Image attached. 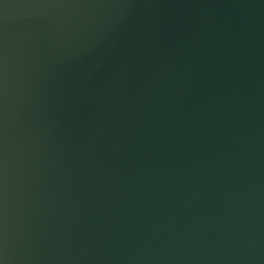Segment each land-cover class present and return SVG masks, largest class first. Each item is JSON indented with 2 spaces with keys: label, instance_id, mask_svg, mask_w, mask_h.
Returning a JSON list of instances; mask_svg holds the SVG:
<instances>
[{
  "label": "water",
  "instance_id": "95a60500",
  "mask_svg": "<svg viewBox=\"0 0 264 264\" xmlns=\"http://www.w3.org/2000/svg\"><path fill=\"white\" fill-rule=\"evenodd\" d=\"M0 264H264V0H0Z\"/></svg>",
  "mask_w": 264,
  "mask_h": 264
}]
</instances>
